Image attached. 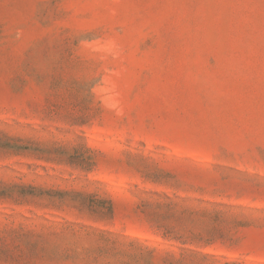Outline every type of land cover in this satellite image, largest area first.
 Returning a JSON list of instances; mask_svg holds the SVG:
<instances>
[{"label": "rangeland", "instance_id": "rangeland-1", "mask_svg": "<svg viewBox=\"0 0 264 264\" xmlns=\"http://www.w3.org/2000/svg\"><path fill=\"white\" fill-rule=\"evenodd\" d=\"M0 264H264V0H0Z\"/></svg>", "mask_w": 264, "mask_h": 264}]
</instances>
